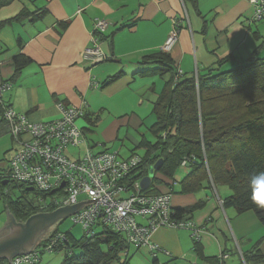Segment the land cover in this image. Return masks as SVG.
<instances>
[{
	"label": "crops",
	"instance_id": "obj_1",
	"mask_svg": "<svg viewBox=\"0 0 264 264\" xmlns=\"http://www.w3.org/2000/svg\"><path fill=\"white\" fill-rule=\"evenodd\" d=\"M253 12L251 0H0V83L11 84L2 101L31 123L57 119L58 101L77 106L84 114L76 124L91 139L68 146L79 148L75 159L87 148L118 155L113 142L120 136L133 144L129 157L143 150L138 146L142 129L154 121L153 102L167 78L137 74L157 67L140 60L162 50L177 28L168 54L180 74L233 68L264 39V19L254 21ZM97 20L106 22L100 34L94 32ZM92 36L105 55L94 63L81 56ZM263 53L264 47L258 56L264 58ZM16 55L29 61L14 75ZM157 177L162 181L157 189L170 194L172 208L201 203L183 216L200 228L199 250L188 230L160 228L151 241L170 256L130 246L125 257L131 251L135 258L129 264H212L221 253L227 256L223 264H264V224L251 210L223 206L230 190L220 194L206 184L196 193H180L179 184Z\"/></svg>",
	"mask_w": 264,
	"mask_h": 264
},
{
	"label": "trees",
	"instance_id": "obj_2",
	"mask_svg": "<svg viewBox=\"0 0 264 264\" xmlns=\"http://www.w3.org/2000/svg\"><path fill=\"white\" fill-rule=\"evenodd\" d=\"M262 47L264 39L248 58L233 68L208 69L204 74H179L170 55L163 50L140 60L142 65L157 67L137 74L167 77L153 102L154 121L148 127L152 140L141 137L138 146L143 148L144 155L130 173L131 179H141L147 175L148 167L161 159L145 192L161 193L157 185L162 181L157 174L164 176L172 186L175 172L186 159L188 171L179 182L180 193H196L206 184L214 189L226 186L230 194L223 198L222 205L233 206L238 212L251 210L264 224V207L251 199L249 183L253 175L264 172V58L258 56ZM28 61L23 55L14 56V75L19 74ZM118 75L116 73L108 81ZM5 107L0 100V117ZM8 128L1 118L0 134ZM7 162L4 167L0 166V194L4 195L5 205L14 218L24 221L39 212L37 203L29 198V192L36 196L38 193L9 179ZM7 186L21 187L22 195L12 199L9 190L4 191ZM200 206L201 203L174 208L175 217L183 218ZM66 234L69 242L62 249L73 245L81 252L78 255L66 253L59 264H110L112 260H119V253L130 247L121 234L107 228L93 236L84 233L79 240ZM193 241L199 250L198 240L193 238ZM126 261L124 259L121 264ZM218 263L217 257L213 258L212 264ZM0 264H9V261L0 258Z\"/></svg>",
	"mask_w": 264,
	"mask_h": 264
},
{
	"label": "built area",
	"instance_id": "obj_3",
	"mask_svg": "<svg viewBox=\"0 0 264 264\" xmlns=\"http://www.w3.org/2000/svg\"><path fill=\"white\" fill-rule=\"evenodd\" d=\"M251 2L254 5L252 19H264V0ZM105 27L104 20H97L94 32L100 34ZM176 37L177 28H174L161 49L168 52ZM97 40V36H92L91 44L81 53L82 58L90 63L105 59ZM178 73L180 74L179 71ZM10 87V82L0 83V100ZM56 107L59 117L44 122L31 123L24 113L9 106L2 113V118L9 127L8 132L16 142V148L7 162V176L14 182L32 187L38 193L37 200L49 198V203H37L39 212L99 196L96 201L81 206L67 216L73 224H80L88 236L97 233L94 232L95 227L107 228L121 234L130 246H145L152 255L162 252L167 256H170L169 251L151 241L156 230L186 229L192 238L199 240L200 228L197 225L190 219L175 217L170 194L147 193L141 187L140 179L130 178V173L141 162L138 154L134 153L123 159L114 151L94 153L87 148L79 158H68L64 153L65 149L84 142L82 132L76 124V120L84 113L81 108L62 101L56 102ZM185 165L186 159L182 160L181 167ZM68 242L66 232L54 229L48 232L45 239H40L31 251L13 257L11 262L38 264L42 252L62 249ZM126 254L127 251H124L123 255ZM226 257L224 253L219 254L218 264Z\"/></svg>",
	"mask_w": 264,
	"mask_h": 264
},
{
	"label": "rangeland",
	"instance_id": "obj_4",
	"mask_svg": "<svg viewBox=\"0 0 264 264\" xmlns=\"http://www.w3.org/2000/svg\"><path fill=\"white\" fill-rule=\"evenodd\" d=\"M262 56H264V53L262 54ZM231 67V66H230ZM229 66L226 68H230ZM150 121L151 120H147ZM149 122V123H150ZM148 123V122H147ZM146 123V124H147ZM143 134L146 136L147 139L151 140L152 136L150 135V133L148 132V130L146 129V127L144 126V128L142 129ZM85 140L87 141V139H91L90 134H85L84 135ZM137 139L140 138V134H135L134 136ZM114 146H117V148L120 150L118 152L119 157H127L129 154V149L132 148L133 144L131 141H127L126 139H124L122 136L119 137V140H115L114 142ZM16 148V142L13 140V138L11 137L10 133L8 131L0 134V166L4 167L5 165V161L9 160V158L11 157V152L13 149ZM79 149V148H78ZM77 148H73V147H67L65 149V155L70 158V159H75L78 155ZM139 156H143L144 152L142 149H137L135 150ZM188 165H185L184 167H186ZM184 167H179L177 169V171L174 174V181L175 183L173 184H179L181 178L183 177L186 168ZM9 190V197H11L12 199L17 198L19 196L22 195L23 190L21 187H10L7 186L5 187L4 191ZM218 193L222 194L223 190H227L229 191V189L226 186H217L215 189ZM29 198H32L33 202L36 203H49V198L46 197L45 200L43 201H39L37 200V196L33 193V192H29ZM79 199H82V197H80ZM45 201V202H44ZM6 209H7V213H9L8 208L5 205L4 202V195L0 194V228L3 226L4 222L6 221ZM54 229H58L62 232H68L70 236H72L75 240H79L82 236H84L85 231L83 229V227L80 224H73V222L71 221V219L69 217H64L62 219H60L59 221H57L52 230ZM101 228L100 227H95L94 228V232H98ZM52 230L48 231L51 232ZM73 241V239H72ZM70 242L69 244H73V242ZM133 246L130 247V249ZM105 248V246H104ZM81 250L77 247H74L72 245V247L68 248V249H62L59 251H52V252H43L40 256L41 259V264H59L60 261L62 260L63 256L67 253V254H75L78 255L80 254ZM131 251L129 252V258L125 257L123 255V253H119V260H112L110 264H121L123 263L124 259H127L125 264H129L131 263L135 256L133 254H131ZM15 257V256H14ZM133 258V259H132ZM139 264V263H138Z\"/></svg>",
	"mask_w": 264,
	"mask_h": 264
},
{
	"label": "water",
	"instance_id": "obj_5",
	"mask_svg": "<svg viewBox=\"0 0 264 264\" xmlns=\"http://www.w3.org/2000/svg\"><path fill=\"white\" fill-rule=\"evenodd\" d=\"M160 162L161 159L157 160L152 166H149L147 175L140 179V185L143 189L148 188L150 185L154 170L159 166ZM28 189L32 190L33 188L29 187ZM98 198L99 196L86 199L72 205H68V202L66 205L52 211L34 213L24 221H17L10 212L7 213L6 209V221L0 228V232L2 229L5 230L4 228L13 225H16L17 228L19 227V229L17 232L11 230L8 235L0 237V258H5L12 264L11 259L14 256L28 253L34 248L35 244L40 239H45L47 237L48 231L52 230L54 224L58 220L67 217L81 206L96 201ZM46 226L50 227L42 234V237L39 239L35 238V229Z\"/></svg>",
	"mask_w": 264,
	"mask_h": 264
},
{
	"label": "clouds",
	"instance_id": "obj_6",
	"mask_svg": "<svg viewBox=\"0 0 264 264\" xmlns=\"http://www.w3.org/2000/svg\"><path fill=\"white\" fill-rule=\"evenodd\" d=\"M249 183L251 199L260 207H264V172L253 175Z\"/></svg>",
	"mask_w": 264,
	"mask_h": 264
},
{
	"label": "flooded vegetation",
	"instance_id": "obj_7",
	"mask_svg": "<svg viewBox=\"0 0 264 264\" xmlns=\"http://www.w3.org/2000/svg\"><path fill=\"white\" fill-rule=\"evenodd\" d=\"M50 226H46V227H43V228H37L35 229L36 230V233H35V238L39 239L42 237V234L49 228ZM5 230L2 229V231L0 232V237L4 236V235H8V233L11 232V230L17 232V230L19 229V227L17 228L16 225H13V226H9L7 228H4ZM10 251V250H8Z\"/></svg>",
	"mask_w": 264,
	"mask_h": 264
}]
</instances>
